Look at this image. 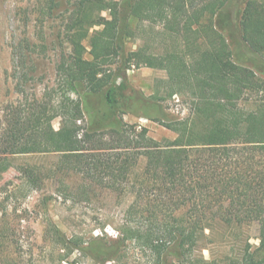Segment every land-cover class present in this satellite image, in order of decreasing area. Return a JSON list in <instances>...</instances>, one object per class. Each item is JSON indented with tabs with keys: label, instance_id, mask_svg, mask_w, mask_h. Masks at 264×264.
<instances>
[{
	"label": "trees",
	"instance_id": "1",
	"mask_svg": "<svg viewBox=\"0 0 264 264\" xmlns=\"http://www.w3.org/2000/svg\"><path fill=\"white\" fill-rule=\"evenodd\" d=\"M231 1L76 2L68 30L72 53L59 66L76 97L62 101L46 127L36 118L29 126L12 131L14 144L7 152L57 153L63 155L64 162L78 165L95 149L115 151L110 159L120 166L118 175L130 174L135 183L152 185L147 197L138 192L131 211L142 206L160 227L156 231L127 227L114 243L94 239L75 244L62 238L74 249L104 262L119 257L120 248L134 240L160 264H168L170 257L178 264H194L198 235L204 233L209 219L219 217L232 225L236 220L242 223L241 217L264 215V81L254 70L235 62L215 25V17ZM103 11H109L110 19L102 16ZM139 24L145 25L148 39L138 33ZM239 25L242 42L255 57L254 67L263 72L264 62L259 60L264 57V0H249ZM96 27L100 29L93 30ZM160 36L169 41L162 42L161 51H157L152 42ZM131 38L144 43L128 51ZM88 39L90 50L84 44ZM133 64L165 71L167 79L158 83L168 86V97L190 94L192 120L168 123L158 95L127 94L125 73ZM118 80L122 81L119 85ZM248 93L261 98L245 110L240 101ZM127 114L157 122L178 137L153 140L147 128L127 124ZM56 118L61 119L59 129L51 124ZM29 129L35 137L18 144V135ZM105 135L112 136L111 147L103 145ZM135 157L136 161L140 157L146 160L141 173L135 170L136 165H129L128 159ZM28 178L38 184V177ZM256 251L262 256L248 254L241 264H264V235Z\"/></svg>",
	"mask_w": 264,
	"mask_h": 264
},
{
	"label": "rangeland",
	"instance_id": "2",
	"mask_svg": "<svg viewBox=\"0 0 264 264\" xmlns=\"http://www.w3.org/2000/svg\"><path fill=\"white\" fill-rule=\"evenodd\" d=\"M77 1L0 0V264H160L153 253L134 240L120 248L119 257L104 262L93 260L67 241L79 244L104 239L114 243L127 227H152L154 231L160 227L142 206L131 211L138 192L147 197L152 185L135 183L130 174L118 175L120 166L110 159L115 151L95 149L78 165L64 162L63 155L57 153L7 152L14 144L12 131L29 126L36 118L46 127L61 102L76 97L60 75L59 66L72 53L68 30ZM248 1L232 0L217 14L215 25L228 42L235 62L254 70L264 81V71L254 67L255 57L241 39L239 24ZM102 16L110 19L109 11H103ZM138 28L140 36L148 39L145 25ZM156 40L151 42L157 51H161L162 42L169 41L164 36ZM143 43V39L131 38L127 50H136ZM84 44L90 50L89 39ZM86 57L92 58L89 54ZM259 61L264 62V57ZM166 79L163 70L133 64L125 73L124 85L129 95H158L166 122L192 120L193 98L188 93L168 97V86L158 83ZM260 98V94L248 93L240 107L250 110ZM124 120L147 128L153 140L173 141L178 137L159 123L132 114L125 115ZM51 124L59 129L61 119ZM79 124L83 128L86 125L83 121ZM18 136V144L25 143L30 136L35 137L34 130ZM112 139L103 136V145L111 147ZM128 160L130 166H137L138 173L143 172V157ZM29 175L38 177L37 185ZM241 218L242 223L236 220L232 225L219 217L209 219L204 233L198 235L194 264H241L251 253L261 257L256 249L264 235V215ZM168 264L178 262L170 257Z\"/></svg>",
	"mask_w": 264,
	"mask_h": 264
}]
</instances>
